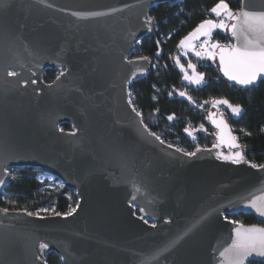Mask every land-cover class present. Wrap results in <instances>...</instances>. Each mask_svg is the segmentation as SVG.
Returning a JSON list of instances; mask_svg holds the SVG:
<instances>
[{
	"label": "water",
	"instance_id": "water-1",
	"mask_svg": "<svg viewBox=\"0 0 264 264\" xmlns=\"http://www.w3.org/2000/svg\"><path fill=\"white\" fill-rule=\"evenodd\" d=\"M178 1L2 0L0 169H37L73 191L79 207L70 216L0 207V264H46L50 252L62 264H220L234 229L253 226L224 216L247 214L264 224L244 206L264 197V168L217 155L242 147H198L187 156L157 140L128 102L129 84L151 70L150 61L132 56L150 33L149 10ZM241 8L264 11V0H241ZM215 61L237 88L264 80L238 85ZM47 69L64 75L46 83ZM209 112L218 111L206 113L215 144ZM63 124L70 130L60 131ZM2 178L0 196L9 182ZM42 242L49 247L41 250ZM251 260L264 257L245 264Z\"/></svg>",
	"mask_w": 264,
	"mask_h": 264
},
{
	"label": "trees",
	"instance_id": "trees-1",
	"mask_svg": "<svg viewBox=\"0 0 264 264\" xmlns=\"http://www.w3.org/2000/svg\"><path fill=\"white\" fill-rule=\"evenodd\" d=\"M218 0H180L175 5L158 4L149 10L152 17L150 33L135 45L132 56H147L151 62L149 74L141 80L132 82L128 86V96L131 105L140 112L144 125L153 133H158L160 139L183 152H193L198 147H211L214 138L210 134L214 131L206 121V113L210 110L206 106L198 108L200 103L213 99H227L233 105L242 107L241 113L234 117L226 110L225 117L233 133L241 144L244 158L251 164L262 165L264 162V80L250 88H237L224 80L218 71L216 61L196 63L197 71L204 73V81L200 86L183 81V73L175 65L174 55L177 52L179 40L192 31L204 19H213L209 9ZM233 12L241 8V0H226ZM229 22V21H228ZM212 39L222 45L232 43L224 30H214ZM157 41L161 55L157 57ZM189 59L182 58L181 63L187 66ZM156 65V68H153ZM57 76L56 70L47 69L43 73L46 83L52 82ZM179 91L191 96L190 102L178 95ZM172 93L169 96V93ZM155 97V99H154ZM173 115V120L167 117ZM188 125L203 131L192 141L184 129ZM69 131L67 124L61 126ZM12 171V170H11ZM14 172V171H12ZM36 170L30 168L18 169L15 175L9 172V182L0 196V207L13 211L31 212L36 215L38 208L53 203L56 213H67L74 208L77 198L73 191L62 188L59 190H45L35 178ZM46 192V193H45ZM39 214L37 216H47ZM229 220L245 225L264 224L254 216L247 214H232ZM46 264H62L60 258L53 252L45 256ZM247 264H264L261 260H251Z\"/></svg>",
	"mask_w": 264,
	"mask_h": 264
},
{
	"label": "snow or ice",
	"instance_id": "snow-or-ice-1",
	"mask_svg": "<svg viewBox=\"0 0 264 264\" xmlns=\"http://www.w3.org/2000/svg\"><path fill=\"white\" fill-rule=\"evenodd\" d=\"M244 0H242V3ZM3 6L2 0H0V7ZM211 14L217 19H204L200 22L192 31H190L186 36L179 40L177 48L181 50L184 56H188L191 52L197 59H209L216 60L219 59V66L223 74L231 81H235L236 84L241 86L253 85L254 82L261 77H264V11H251L241 8L238 12H233L226 0H218L214 6L209 9ZM104 13H95L94 15H103ZM152 17H147L145 23L150 25ZM226 21H235L230 25ZM239 24V28H238ZM231 30V35L235 39V43L229 42L227 45H222L219 41H214L212 39L214 30H224L227 32ZM149 30L151 28L149 27ZM160 42L157 41V52L156 55L159 57L161 55ZM175 65L183 73V79L189 84H195L197 86L201 85L204 81V73L197 71V65L192 62L191 59L187 61V66L181 63V58L179 56L174 57ZM137 61H149V57L142 56L138 57ZM129 63H132L129 61ZM155 65H153L154 67ZM189 70H191V75H189ZM145 69H139V72L143 74ZM9 76H16L17 73L14 71L8 72ZM34 75V74H33ZM64 75L61 71L60 75L57 76V80L60 76ZM28 81L25 80L24 84L27 85ZM32 84H36L37 80H31ZM131 93H129V96ZM172 93H169L171 96ZM178 95L180 97H186V92L179 91ZM155 99V97H154ZM190 102L192 101L191 96H187ZM129 104L132 103L129 99ZM205 103H208L205 101ZM213 108H218L220 105L227 106L231 114L238 116L242 107L240 105H233L227 99H213L211 101ZM203 107V105H201ZM133 111H136L133 107ZM138 116L142 114L136 112ZM173 115H169L167 119L169 121L173 120ZM208 120L211 124L215 126L218 130L216 132L217 143L213 144V148H218L221 145H227L229 149H239L241 145L238 143L237 136L233 135L231 127L228 125L224 119V114L222 112H209ZM203 125L200 128L203 129ZM63 131V129H60ZM185 133L189 136L193 135V132L189 130L188 127L184 129ZM75 134V131L72 133ZM152 135L156 136L155 133ZM157 140H160L159 136H156ZM163 143V141H161ZM172 147V145H169ZM176 151L181 152L182 149H177ZM197 151H200L197 148ZM210 151V150H209ZM187 156H195L196 152H187ZM218 158L231 161L234 164H239L244 160V155L242 151L231 152L228 155L223 153H218ZM252 168H264V165L251 164ZM9 175V170L7 168L0 169V185L5 183L3 176ZM135 200V196L132 197ZM259 201V202H258ZM245 207H251L260 216H264V197H255L248 200V203L244 205ZM77 207H79V201L77 202ZM77 208L70 207L67 213H56V215L70 216L76 212ZM7 213V209L3 210ZM54 211V209H40L39 212ZM141 212H144V208H140ZM27 215L31 216L33 213L27 212ZM141 219H144L141 216ZM203 219V218H202ZM227 221L228 217L224 216ZM147 223V220L144 221ZM232 224H237V221H230ZM155 227V225H153ZM49 247L48 243L42 242L39 245L41 250L47 249ZM260 256L264 257V227H257L255 225L250 227H245L240 225L238 228L234 229V237L231 240V244L219 251L220 264H245L249 257ZM63 259V257H62Z\"/></svg>",
	"mask_w": 264,
	"mask_h": 264
},
{
	"label": "rangeland",
	"instance_id": "rangeland-1",
	"mask_svg": "<svg viewBox=\"0 0 264 264\" xmlns=\"http://www.w3.org/2000/svg\"><path fill=\"white\" fill-rule=\"evenodd\" d=\"M212 15V17H213V19H217L215 16H214V14H211ZM228 24H229V22L228 21H226ZM181 60H182V58H181ZM192 62L193 63H199L198 61H196V60H192ZM153 68H156V65L153 67ZM189 75H191V70H189ZM183 81L184 82H186V83H188L187 81H185L184 79H183ZM193 85H195V84H193ZM197 86V85H196ZM208 109H210V110H217V111H221L223 114H224V116H225V113H226V110H225V108H224V106L223 105H220L218 108H213L212 107V105H209L208 106ZM229 112H230V110H229ZM230 114H231V112H230ZM232 115V114H231ZM233 116V115H232ZM188 128H189V130L190 131H192L193 132V135L192 136H189L187 133V136L194 142V141H196V136H197V134L199 133V132H202L203 131V129H201L200 127L199 128H194V127H192V125H188L187 126ZM210 137L212 138L213 137V133L212 134H210ZM14 171V172H12V171ZM17 170H18V168H11V169H9V172H10V174H12V175H15L16 174V172H17ZM34 170H36V173H35V178H36V180L38 181V182H40L42 185H43V187H42V189H43V191H45V190H59V189H62L64 186H63V183L62 182H60L59 180H57V179H55V178H53V177H50V176H47V175H45V174H43L41 171H39V170H37V169H34ZM46 193V192H45ZM40 209H54V205H53V203H48V204H46L45 206H42V207H40V208H38V210H40ZM37 210V211H38ZM36 211V212H37ZM53 211H48V212H43V211H41V212H39V214H49L50 215V213H52Z\"/></svg>",
	"mask_w": 264,
	"mask_h": 264
},
{
	"label": "built area",
	"instance_id": "built-area-1",
	"mask_svg": "<svg viewBox=\"0 0 264 264\" xmlns=\"http://www.w3.org/2000/svg\"><path fill=\"white\" fill-rule=\"evenodd\" d=\"M177 56H179L180 58H186V59L196 60V61H198V62L201 63V64L210 61L209 59H206V58H205V59H197V58H196L191 52L188 54V56H184V55L182 54V52H181L180 49L177 50V52L175 53V55H174L173 57H177ZM58 73H59V72L57 71V75H58ZM184 98L187 99V97H184ZM187 100H188V99H187ZM211 101H212V100H209L208 103H200V104L198 105V108H199L200 110H203L206 106L212 105V104H211ZM201 105H203V107H201ZM218 112H221V111L219 110ZM155 134H156V136H159L158 133H155ZM263 164H264V162H263ZM263 164H262V165H263ZM231 221H232V220H231Z\"/></svg>",
	"mask_w": 264,
	"mask_h": 264
},
{
	"label": "crops",
	"instance_id": "crops-1",
	"mask_svg": "<svg viewBox=\"0 0 264 264\" xmlns=\"http://www.w3.org/2000/svg\"><path fill=\"white\" fill-rule=\"evenodd\" d=\"M202 84H203V82H202ZM202 84H201V85H202ZM199 86H200V85H199ZM223 106H224L225 110H228V109H227V106H225V105H223ZM233 116H234V115H233ZM234 117H237V116H234Z\"/></svg>",
	"mask_w": 264,
	"mask_h": 264
},
{
	"label": "flooded vegetation",
	"instance_id": "flooded-vegetation-1",
	"mask_svg": "<svg viewBox=\"0 0 264 264\" xmlns=\"http://www.w3.org/2000/svg\"><path fill=\"white\" fill-rule=\"evenodd\" d=\"M57 72V71H56Z\"/></svg>",
	"mask_w": 264,
	"mask_h": 264
}]
</instances>
